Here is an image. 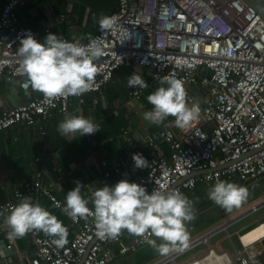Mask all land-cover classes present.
<instances>
[{"label":"built area","instance_id":"1","mask_svg":"<svg viewBox=\"0 0 264 264\" xmlns=\"http://www.w3.org/2000/svg\"><path fill=\"white\" fill-rule=\"evenodd\" d=\"M41 1L0 0V80L17 81L21 91H25L21 85L26 76L17 56L19 39L25 30H30L37 40L39 33L24 27L18 13ZM116 3V9L107 14L116 18L113 29L101 34L98 25L92 34L81 39L86 44L90 37L99 36L104 42L103 55L95 61L98 71L93 88L80 96L51 99L39 92L0 114V134L15 126H35L55 114L65 115L72 99L82 101L84 96L100 92L117 70L141 68L150 72L154 83H159L164 75L175 74L183 80L191 100L194 98L190 86L198 85L206 93L190 127L181 129L174 119L163 127L160 139L168 147L167 155L160 153L154 141L149 143L155 148L151 154L128 143L125 154L130 165L135 167L132 154L137 152L148 161L135 182L143 184L148 192L154 188L176 189L189 199L197 184L211 188L217 178L246 186L263 177L264 20L243 0H116ZM141 92L142 88L137 86L129 88L128 95L137 99ZM104 176L109 178L111 173ZM182 179L185 180L180 182ZM36 194L46 196L55 209H64L65 202L54 197L38 179L23 185L11 200L0 203V208L7 209L22 196ZM263 207L264 199L210 234L199 236L186 247L150 264H252L251 254H255V259L264 256V221L257 220L249 228L237 230L231 254L216 252L209 237L222 231L230 238L227 228L231 224ZM71 224L75 227L73 236L62 247H57L43 231H29L38 257L28 264H109L115 257L116 246L118 255H126L149 245L146 238L126 230L115 239L101 240L95 235L92 217L71 218ZM126 237L128 244L124 241ZM201 245V254L177 261L185 252Z\"/></svg>","mask_w":264,"mask_h":264},{"label":"crops","instance_id":"2","mask_svg":"<svg viewBox=\"0 0 264 264\" xmlns=\"http://www.w3.org/2000/svg\"><path fill=\"white\" fill-rule=\"evenodd\" d=\"M116 6V0H43L20 9L18 14L24 27L39 33L38 40L42 41L48 33H55L68 40H81L86 34L95 31L101 15L114 11ZM133 72L141 74L148 85L142 88L137 99L128 95L129 88L133 87L127 85V77ZM158 84L151 80L148 70L122 68L114 73L111 81L100 92L86 95L82 101L72 99L65 115L55 114L50 120L32 127L15 126L3 131L0 134V203L11 200L23 185L36 179L63 202L67 191L76 182H80L81 195L89 201V205L90 195L96 188L105 184L112 185L121 179L136 181L142 169L129 164L125 154L128 143L139 147L146 154H151L155 148L149 143L154 141L160 153H169L166 144L161 142L160 132L174 117H167L160 125L150 124L143 119V112L152 107L146 97ZM205 90L198 85L189 87L192 97L199 103L204 101ZM38 94L34 90L28 91V94L19 90L17 81L0 80V114ZM68 114L91 118L100 125V129L92 134L79 135L77 132L61 135L57 125ZM106 172L111 173L109 178L104 176ZM196 187L189 194V200L192 202L193 212L196 211L198 215L201 202L213 201L207 195L210 187L204 184H197ZM30 197L33 203L45 207L66 226V239L70 240L75 230L71 217L64 210L55 209L43 194ZM196 200L198 202L193 203ZM263 209L264 207L258 212ZM257 220L264 221V212L237 230L249 228ZM211 222L209 216L201 217L198 224L189 225L188 230H200ZM217 228L207 231L206 234ZM9 230L4 216H1L0 251L3 255H0V264H28L29 260L38 257L30 232L9 241L6 237ZM225 236L233 250L236 246L234 234L230 238L227 234ZM210 238L211 236L209 241ZM124 239L128 244L127 237ZM153 239L159 242V238ZM150 246L133 250L126 255H118L119 246H116L113 250L115 257L109 264H149L152 258L160 254L155 247ZM146 251L149 253H145ZM221 252L232 253L230 250ZM199 254L201 252L193 255ZM263 260L264 256L256 258L258 264Z\"/></svg>","mask_w":264,"mask_h":264},{"label":"clouds","instance_id":"3","mask_svg":"<svg viewBox=\"0 0 264 264\" xmlns=\"http://www.w3.org/2000/svg\"><path fill=\"white\" fill-rule=\"evenodd\" d=\"M101 34L111 31L116 18L101 15ZM103 41L99 36L89 38L88 43L80 39L67 40L55 33H48L37 40L30 30L19 39L17 56L26 76L22 88L38 91L45 98L80 96L91 90L98 71L97 61L103 55ZM129 87H147L142 75L133 72L127 77ZM152 106L143 112V119L150 124L160 125L169 116L174 124L185 129L190 127L200 112L198 100H191L184 82L175 74H167L159 79L155 90L146 97ZM100 125L91 118L68 114L57 125L61 135L92 134ZM134 166L145 168L147 159L140 153H133ZM209 199L225 209L239 207L247 199L248 189L232 181L217 178L207 193ZM91 204L81 195V184L67 191L64 211L73 219L93 218L95 235L101 239H115L122 230L146 238V243L155 247L161 254L186 247L189 232L186 224L194 219L191 200L176 189L151 192L143 184L121 179L112 185L96 188L91 194ZM5 211L7 215H4ZM0 216L10 229L6 233L9 241L23 237L27 232L40 230L53 238L57 247L67 243V228L63 223L39 203H33L30 196H22L17 204L0 208ZM156 237L157 239H148ZM0 255L3 252L0 251ZM252 264H258L255 254H251Z\"/></svg>","mask_w":264,"mask_h":264},{"label":"rangeland","instance_id":"4","mask_svg":"<svg viewBox=\"0 0 264 264\" xmlns=\"http://www.w3.org/2000/svg\"><path fill=\"white\" fill-rule=\"evenodd\" d=\"M206 93V90H205ZM248 189V196L247 199L242 202V204L239 207H233L231 210L225 209L220 205H217L215 202H209V203H203L201 202V210L198 212L200 214L197 215V212H194V219L191 221H188L186 224L187 231L189 232V241L194 240L195 238L206 234L207 231L217 228L218 226H221L222 224L228 222L229 220L239 216L241 213L246 211L251 205L261 201L264 199V176L258 179L257 181L249 184L246 186ZM198 200L193 201V203H197ZM264 212V209L256 214H251L245 217L244 219L240 220L236 224H233L227 228V232L230 235H233L237 229H239L241 226L246 224L249 221L254 220L255 218L259 217ZM205 218L209 216L210 219H212V222L209 223L206 227L200 229V230H188L189 225H196L198 224L201 217ZM225 232L219 231L215 235L211 236L210 243L213 245V248L216 252L221 253V251L224 250H230L232 251V247L228 240H226ZM153 247V246H150ZM203 249V245H201L198 248L190 249L189 251L185 252L181 257L177 258V261L184 260L186 258H189L193 254L200 253ZM176 250V249H174ZM174 250H171L167 254L173 252ZM158 252V251H157ZM145 253H149V251H146ZM167 254H159L157 257L152 258V262H155L159 260L160 258L166 256ZM136 263V261H135ZM150 264V263H149Z\"/></svg>","mask_w":264,"mask_h":264},{"label":"water","instance_id":"5","mask_svg":"<svg viewBox=\"0 0 264 264\" xmlns=\"http://www.w3.org/2000/svg\"><path fill=\"white\" fill-rule=\"evenodd\" d=\"M243 1L248 6L252 7L255 10V12L264 20V0H243ZM184 180L185 179H182L180 182Z\"/></svg>","mask_w":264,"mask_h":264},{"label":"bare ground","instance_id":"6","mask_svg":"<svg viewBox=\"0 0 264 264\" xmlns=\"http://www.w3.org/2000/svg\"><path fill=\"white\" fill-rule=\"evenodd\" d=\"M262 228H264V227H262Z\"/></svg>","mask_w":264,"mask_h":264},{"label":"trees","instance_id":"7","mask_svg":"<svg viewBox=\"0 0 264 264\" xmlns=\"http://www.w3.org/2000/svg\"><path fill=\"white\" fill-rule=\"evenodd\" d=\"M197 188V187H196Z\"/></svg>","mask_w":264,"mask_h":264}]
</instances>
